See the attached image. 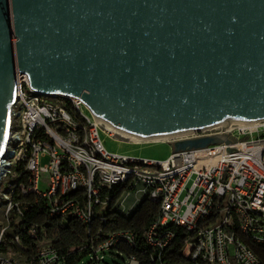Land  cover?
Here are the masks:
<instances>
[{
	"label": "water",
	"instance_id": "water-1",
	"mask_svg": "<svg viewBox=\"0 0 264 264\" xmlns=\"http://www.w3.org/2000/svg\"><path fill=\"white\" fill-rule=\"evenodd\" d=\"M18 74L143 140L264 119V0H0V164Z\"/></svg>",
	"mask_w": 264,
	"mask_h": 264
},
{
	"label": "built area",
	"instance_id": "built-area-1",
	"mask_svg": "<svg viewBox=\"0 0 264 264\" xmlns=\"http://www.w3.org/2000/svg\"><path fill=\"white\" fill-rule=\"evenodd\" d=\"M16 98L0 164V225L8 222L0 231V264H62L48 239L39 242L30 259L18 257L27 248L23 236L34 237L38 231L36 224L24 220L25 211L38 208L63 220L75 216L90 233L96 220H104L112 189L121 186V206L133 191L159 206L160 216L146 232L154 248L164 249L176 236L173 230L160 233L158 228L181 226L192 233L184 253L197 264H264L252 246L264 248V119L235 121L224 130L228 124L221 123L156 140L173 144L223 134L230 140L173 150L168 159L156 161L109 152L99 134L103 123L84 113L79 99H69L72 113L64 99L32 90L26 75L18 74ZM104 129L119 135L105 124ZM46 157L49 161L43 163ZM44 174L47 186L42 189ZM74 191L84 192L87 199L81 202L70 195ZM124 237L132 243L131 236ZM116 240L111 234L91 243L97 261Z\"/></svg>",
	"mask_w": 264,
	"mask_h": 264
},
{
	"label": "trees",
	"instance_id": "trees-1",
	"mask_svg": "<svg viewBox=\"0 0 264 264\" xmlns=\"http://www.w3.org/2000/svg\"><path fill=\"white\" fill-rule=\"evenodd\" d=\"M57 98L64 99L72 112L73 108L68 99ZM124 190V186L112 189V199L103 212L105 218L96 220L90 233L86 225L75 216L67 215L63 220L59 217L50 218L45 211L38 208L27 209L24 220L29 224H36L38 231L34 237L23 236L27 248L22 247L21 249L25 253L18 257L30 259L36 254L39 242L48 239L61 255L62 264H78L88 255L91 257L90 264H101L104 254L108 250L116 251L119 258L126 257L129 264H134L133 260L137 264H197L191 256L184 253L187 241L192 238V233L181 226L167 225L158 228L160 233L168 230H173L176 233V236L164 249H156L148 243L146 232L157 222L160 216L159 206L148 197H144L132 215L129 212L124 213L120 200ZM70 195L78 198L81 202L87 199L86 194L82 191H74ZM111 234L117 238L116 242L111 248L100 253L102 258L97 261L96 255L91 250V243L100 237H109ZM125 234L132 237V243L125 239ZM252 246L263 258L264 263V248L258 245Z\"/></svg>",
	"mask_w": 264,
	"mask_h": 264
},
{
	"label": "rangeland",
	"instance_id": "rangeland-1",
	"mask_svg": "<svg viewBox=\"0 0 264 264\" xmlns=\"http://www.w3.org/2000/svg\"><path fill=\"white\" fill-rule=\"evenodd\" d=\"M83 110L84 113L94 119V116L85 105H83ZM99 134L105 148L109 152L116 154L126 155L138 159L163 161L168 159L173 152V145L170 142L142 139L141 141L136 142V139H131L120 134H110L106 129H104V124L103 126H100ZM42 161L43 163H46L49 161V158H43ZM9 181V179L4 181L3 187L5 189H9ZM46 186L47 175L44 174L41 178V188L43 189ZM141 201V192L133 191L124 199L121 209L124 213L129 212L130 215H132L140 205ZM0 221H2V216H0ZM7 226L8 222L4 221L3 225H0V231H2ZM7 232L9 233L11 231L8 230ZM90 261L91 257L90 255H88L84 257L78 264H90ZM101 264H129V260L124 256H122V258H119L118 253L114 250H108L107 252H105Z\"/></svg>",
	"mask_w": 264,
	"mask_h": 264
},
{
	"label": "bare ground",
	"instance_id": "bare-ground-1",
	"mask_svg": "<svg viewBox=\"0 0 264 264\" xmlns=\"http://www.w3.org/2000/svg\"><path fill=\"white\" fill-rule=\"evenodd\" d=\"M99 121H101L103 124H105L113 133H116V134H120V135H123L125 137H129L131 139H136V140H143V138H140V137H137V136H134V135H131V134H127L125 132H121L119 130H117L115 127H113V125H111L108 121H106L105 119H98ZM235 121H229V122H224V124H228V123H233ZM237 122V121H236ZM244 122V121H243ZM174 135H164V136H156V137H153L151 139H147V140H162V139H168L170 137H172Z\"/></svg>",
	"mask_w": 264,
	"mask_h": 264
}]
</instances>
